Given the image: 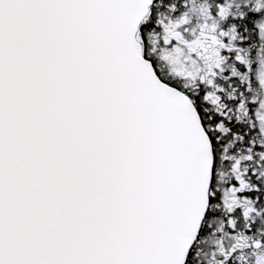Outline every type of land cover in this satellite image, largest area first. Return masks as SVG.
I'll use <instances>...</instances> for the list:
<instances>
[{
    "label": "snow or ice",
    "instance_id": "1",
    "mask_svg": "<svg viewBox=\"0 0 264 264\" xmlns=\"http://www.w3.org/2000/svg\"><path fill=\"white\" fill-rule=\"evenodd\" d=\"M0 264H264V0H0Z\"/></svg>",
    "mask_w": 264,
    "mask_h": 264
}]
</instances>
